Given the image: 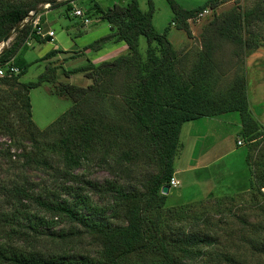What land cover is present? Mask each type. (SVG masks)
<instances>
[{"label":"trees","instance_id":"1","mask_svg":"<svg viewBox=\"0 0 264 264\" xmlns=\"http://www.w3.org/2000/svg\"><path fill=\"white\" fill-rule=\"evenodd\" d=\"M72 1L74 0H29L13 3L9 0H0V51L2 52L0 66L13 60V64L21 70L17 76L0 78V85L18 83L28 92L24 96H16L15 93L14 97L9 95L7 99H16L10 106L0 104V133L8 136L11 135L9 132H15V125L26 126L32 143H37L38 138L35 136L50 134L54 144L50 145L44 141L41 143V150L46 151L42 161H40L41 152L37 153L40 150L32 154L24 149L22 154L27 159L26 162L43 164L57 171L60 163L52 167L46 163L49 158L47 155L52 153L57 157L61 155L66 171L57 172L59 181L56 184L59 185L60 192L73 195L77 185L92 186L101 192L100 195L108 202V206L106 209H100L82 192V188L74 192L71 201L56 197L42 201L40 198L35 201L40 209L51 217V221L43 217L40 219L34 217V221L38 222L33 223L31 219L27 225L29 231L26 229L21 232L14 228L7 238L14 234L28 243L27 238L31 239L40 234L37 225L43 224L44 227L51 228L62 221H67L79 227L70 229L71 232L49 233L52 242L66 243L84 229L100 250L97 258L76 259L65 251L45 255L41 251H23L17 246L2 242L0 264H146V255L151 256L148 264H194L203 256L207 257L209 264H217V262L237 264L233 256L224 254L219 257L211 254L210 247L215 241L210 235L187 233L183 226L172 227L168 219L172 217L173 210L166 209L167 195L162 194V189L169 186L174 177V165L179 155L180 136L185 123L238 112L243 125L241 141L253 143L263 136L264 126L250 109L246 80L237 79L226 91L215 89L216 86L212 83L218 78L215 75L217 66L214 64L215 46L212 41H208L205 45L206 51L200 55V60L195 64L192 72L186 74L178 66L179 55L169 40V30L159 33L153 25L155 14L153 0H147L146 12L140 8L139 0H126L125 4H115L107 10L100 8L98 13L103 14L101 17L103 21L113 24L112 33L107 38L112 43L124 42L128 47V54L116 58L112 63H101L96 66L93 64L67 72V76L85 73V77L92 80V83L86 87L69 82L60 83L56 94L69 98L73 105L48 130L40 132L32 120L29 92L44 83H49V79L42 75L36 82L20 81L32 65L24 58V52L28 49V40L49 42L51 39H42L31 33V28L28 26L20 29L18 27L31 12L39 10L38 7L43 3H50V9L65 5L66 17L71 18ZM223 1L208 0L201 6L187 9L176 0H167L173 13L172 23L178 22L177 29L186 31L188 35H191L188 24L190 19L207 8L213 10L218 8ZM261 14L264 15V0L252 12L245 15L244 22L241 15L227 17L219 25L215 36L218 39H232L234 34L242 33L244 27H251L254 23L253 17L259 18ZM84 15L88 18L86 16L89 14L84 11ZM9 34H12V37L7 47L2 48L4 39ZM143 36L147 41V59L143 58L139 49L140 37ZM243 40L240 38L242 47L249 46L252 49L250 53L259 49L254 38L249 36ZM100 49L102 48L92 51H100ZM54 52L60 53L57 50ZM121 70H124L127 79H130L120 94L127 109L120 114L114 112L112 116L105 99L113 98L111 95L113 89L107 81L101 79L103 75L108 74L106 79L110 81L114 74ZM94 71L100 72V75L96 77ZM4 98L0 97V99ZM9 116H15L16 122L9 123ZM132 136L135 141L129 151L113 153L112 149L118 145V142L127 143ZM142 157H147L156 166L155 173L138 188L121 184L118 179L132 178L133 171L126 169V164L135 166V160ZM254 161L257 163V169H252L253 186L261 191L264 189V162L256 161L249 152L247 162L254 164ZM87 162L107 170L117 179L107 180L105 185L93 184L88 180L82 181L80 176L73 174V170L85 166ZM67 183L70 185H66ZM17 186H12L11 194L22 202V199L29 196ZM107 210L111 211L110 218L123 224L112 226L108 223L102 217ZM16 213L18 216L22 214L18 207L13 213L5 215L14 219ZM187 218L182 217L181 220ZM251 247L264 255V239L254 241Z\"/></svg>","mask_w":264,"mask_h":264},{"label":"rangeland","instance_id":"2","mask_svg":"<svg viewBox=\"0 0 264 264\" xmlns=\"http://www.w3.org/2000/svg\"><path fill=\"white\" fill-rule=\"evenodd\" d=\"M13 3L29 0H9ZM65 1V0H64ZM184 8L192 9L205 4L208 0H176ZM263 0H224L218 8L197 13L188 21L191 35L184 30H178V22L172 23L173 13L167 0H153L155 14L153 25L159 33L169 30V40L178 52V66L186 74L192 72L193 67L200 60V55L206 51L205 45L212 41L214 49V64L217 66L215 75L218 80L213 81L217 91H226L237 79H245L249 86L258 77L256 69L263 68L264 64V15L259 18L253 17L251 27H244L242 33L234 34L232 39H218L215 35L219 25L230 15L242 16L244 22L245 15L252 12ZM126 0H74V4L89 14V24L83 25V20L79 18H67L66 6L46 11L41 4L40 13H43V27L47 30H54L55 41L37 42L29 39L30 45L24 52V58L28 63H32L28 72L21 77L22 83L38 81L39 77L45 75L49 83H44L41 87L29 92L32 103V120L38 131H46L64 113L72 107V101L60 96L57 88L60 83H70L77 86L86 87L92 83L85 73L66 74L75 69L89 67V65H99L101 63H112L116 58L128 54L129 50L124 42L112 43L107 36L112 33L109 24L102 20V13L98 9L107 10L115 4H125ZM140 8L146 12L148 1L139 0ZM46 11V12H45ZM172 23V24H171ZM252 37L259 45V49L254 51L260 65L255 66L254 59L251 68L247 66V57L254 52L249 46L242 47L240 38ZM28 40V42H29ZM243 40V41H244ZM57 42V43H54ZM100 42V43H99ZM104 44H102V43ZM8 43L2 47H7ZM58 47V48H56ZM60 53H55L59 49ZM63 49H68L63 51ZM102 48L100 51H92ZM139 49L144 59H147L146 38L140 37ZM254 65V66H253ZM135 74V71L133 72ZM97 77L100 72H93ZM108 74L103 75L101 81L110 84L112 99H105L111 115L114 112L120 114L126 111L123 97L120 95L124 90V85L130 81L127 79L124 70L116 72L113 78L108 81ZM106 79V80H105ZM12 80V79H9ZM251 89V87H250ZM250 92V91H249ZM24 96L28 94L19 84L0 85V104L10 106L16 99H7L9 95ZM250 96H252L250 94ZM252 99V97H251ZM254 99V98H253ZM18 101V100H17ZM255 112L259 115L264 112V104L253 103ZM9 123H15L16 117L9 116ZM15 132L11 135L0 133V243L4 242L17 246L23 251H41L45 255L53 253L59 254L65 251L76 259L83 257L97 258L100 247L92 240L89 233L84 229L79 235H74L66 243L60 241L52 242L49 233L59 231H70L77 224L62 221L53 227L37 225L38 236L29 239L28 243L13 234L7 238L12 229H19L24 232L31 219L45 218L51 221L45 211H42L35 200L41 198H67L73 200L74 192L80 191L90 198L100 209H106L108 202L100 195L101 192L95 187L86 185L75 186L73 195L62 194L56 182L57 172L66 171L61 155L48 154L46 163L54 167L58 162L60 166L57 171L43 165H35L26 162L22 154L26 152H41L42 156L46 151H42L40 146L44 141L50 145L54 140L50 134L47 136H35L37 143H32L31 135L26 126L15 125ZM242 120L238 112L219 115L214 118H201L187 122L183 125L180 136V151L175 161V178L180 182L177 188L170 189L167 195L166 209H172V227L183 226L187 233L208 234L215 241L210 247V252L214 256L227 254L233 256L237 264H264V255L253 250L251 244L260 239H264V189L258 191L254 186L253 170L257 169V163L247 162V155L250 152L256 161L264 162V133L258 141L238 145V140L242 139ZM134 136L130 141L118 142L112 151L121 153L129 151L133 145ZM137 142V141H136ZM126 169L133 171L131 179L126 177L120 183L129 187H139L151 175L155 173L156 166L147 157L135 160V166L126 164ZM256 171V170H255ZM74 175L80 176L82 181H90L93 184L105 185L107 180H116L107 170L100 169L91 162L85 166L73 170ZM59 178V177H58ZM18 185L23 189L28 198L20 202L11 194L12 186ZM66 185H70L67 183ZM22 212L16 217H7L15 209ZM111 211L107 210L104 219L112 226L122 225L114 218H110ZM26 217V218H24ZM188 217L187 220H181ZM30 218V219H29ZM51 224V223H50ZM28 230V229H27ZM29 231V230H28ZM77 229L75 230V232ZM136 259V258H135ZM148 264L150 255L145 256ZM194 264H209L207 257L197 259ZM219 264V262H217ZM222 264H229L223 262Z\"/></svg>","mask_w":264,"mask_h":264},{"label":"built area","instance_id":"3","mask_svg":"<svg viewBox=\"0 0 264 264\" xmlns=\"http://www.w3.org/2000/svg\"><path fill=\"white\" fill-rule=\"evenodd\" d=\"M71 5L73 6V11L71 13V16L74 18H79L81 20H83V24L88 25L89 24V19L85 18L84 15V11L80 8H78L75 4L74 1L71 2ZM50 3H47L43 6L42 9L48 11L50 10ZM42 16L43 13L40 12H31L29 14V16H27L20 24L21 28L24 26H28L31 28V33L40 36L41 38H53L55 36L54 31H49L46 30L43 27L42 24ZM27 44L29 45V42H27ZM21 70L20 68L16 67L13 64V60L10 62H7L5 65L0 66V78H5V77H13V76H17L18 74H20ZM238 145L242 146L243 145V141L239 140L238 141ZM180 185V182L175 178V176L171 179L170 181V189L173 188H177Z\"/></svg>","mask_w":264,"mask_h":264},{"label":"crops","instance_id":"4","mask_svg":"<svg viewBox=\"0 0 264 264\" xmlns=\"http://www.w3.org/2000/svg\"><path fill=\"white\" fill-rule=\"evenodd\" d=\"M50 10H52V9H50ZM50 10H48V11H50ZM44 17L45 16L42 17V24H44V22H43ZM49 31H54V30L50 29ZM55 37H56V33H55V36L53 38H47V39L48 40L51 39V41L53 42V41H55ZM51 41H49V42H51ZM54 43H57V42H54ZM56 48H58V47H56ZM55 50H60V48L55 49ZM62 50L65 51L68 49L62 48ZM254 54H256V52L251 54L246 59L247 66H249L248 68H251V66H252L250 62H252L254 59H256V57H254L255 56ZM258 60H261V59L257 58L255 60V66L260 65V62H258ZM262 65H263L262 69H260V68L256 69V73L258 74L257 79L255 80V82H253L252 86H249L248 82H247V88H248V98H249L250 109H251L253 115L255 116V118L264 126V112L262 114L258 115L253 108V103H259V105L264 104V64H262ZM250 87H251V89H250ZM250 94L252 96H250ZM251 97H252V99H251Z\"/></svg>","mask_w":264,"mask_h":264},{"label":"water","instance_id":"5","mask_svg":"<svg viewBox=\"0 0 264 264\" xmlns=\"http://www.w3.org/2000/svg\"><path fill=\"white\" fill-rule=\"evenodd\" d=\"M36 12H39V10H37ZM20 28H21V26L18 27V29H20ZM18 29H17V30H18ZM11 37H12V34H9V35H7V36L5 37L4 42H3V46H4L5 44H7V43L10 41ZM4 52H5V51H4ZM1 54H2V52H0V55H1ZM169 192H170V187H169V186H165V187H163V189H162V194H163V195H168Z\"/></svg>","mask_w":264,"mask_h":264},{"label":"clouds","instance_id":"6","mask_svg":"<svg viewBox=\"0 0 264 264\" xmlns=\"http://www.w3.org/2000/svg\"><path fill=\"white\" fill-rule=\"evenodd\" d=\"M40 10V9H39ZM40 12V11H39ZM43 17V16H42ZM21 24V23H20ZM55 33V32H54ZM47 38H50V37H47ZM47 38H42V39H47ZM31 40V39H30ZM30 40H29V45H30ZM28 45V44H27ZM28 45V46H29ZM3 48V47H2ZM1 52V51H0Z\"/></svg>","mask_w":264,"mask_h":264}]
</instances>
